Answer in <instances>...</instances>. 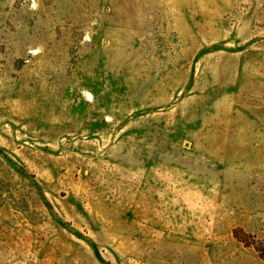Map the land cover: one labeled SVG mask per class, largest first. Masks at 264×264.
Masks as SVG:
<instances>
[{
	"label": "rangeland",
	"instance_id": "374dc122",
	"mask_svg": "<svg viewBox=\"0 0 264 264\" xmlns=\"http://www.w3.org/2000/svg\"><path fill=\"white\" fill-rule=\"evenodd\" d=\"M264 0H0V264H264Z\"/></svg>",
	"mask_w": 264,
	"mask_h": 264
},
{
	"label": "trees",
	"instance_id": "16d2710c",
	"mask_svg": "<svg viewBox=\"0 0 264 264\" xmlns=\"http://www.w3.org/2000/svg\"><path fill=\"white\" fill-rule=\"evenodd\" d=\"M257 250L259 251L260 257L262 258L264 262V247L263 248L257 247Z\"/></svg>",
	"mask_w": 264,
	"mask_h": 264
}]
</instances>
